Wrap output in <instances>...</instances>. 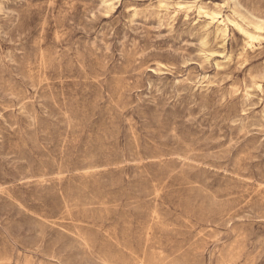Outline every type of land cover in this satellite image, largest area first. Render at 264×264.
Masks as SVG:
<instances>
[{
    "label": "rangeland",
    "instance_id": "obj_1",
    "mask_svg": "<svg viewBox=\"0 0 264 264\" xmlns=\"http://www.w3.org/2000/svg\"><path fill=\"white\" fill-rule=\"evenodd\" d=\"M0 264H264V0H0Z\"/></svg>",
    "mask_w": 264,
    "mask_h": 264
},
{
    "label": "bare ground",
    "instance_id": "obj_2",
    "mask_svg": "<svg viewBox=\"0 0 264 264\" xmlns=\"http://www.w3.org/2000/svg\"><path fill=\"white\" fill-rule=\"evenodd\" d=\"M180 7L182 8H185V9H189L190 7L187 5V6H184V5H180ZM198 13H203L205 16H210L211 18H213V16L215 15V13L213 11H210L208 9H205L203 7H199L198 8ZM257 29H259V27H257ZM255 31V30H254ZM257 32V31H256ZM245 35L247 36V38L249 40H253L255 38V36L250 33V32H246L245 31ZM165 68V67H164Z\"/></svg>",
    "mask_w": 264,
    "mask_h": 264
}]
</instances>
